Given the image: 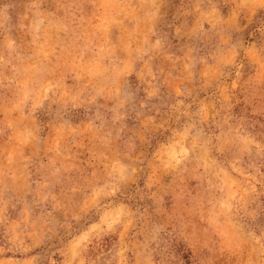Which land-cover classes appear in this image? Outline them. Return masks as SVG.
<instances>
[{"label": "rangeland", "instance_id": "obj_1", "mask_svg": "<svg viewBox=\"0 0 264 264\" xmlns=\"http://www.w3.org/2000/svg\"><path fill=\"white\" fill-rule=\"evenodd\" d=\"M0 264H264V0H0Z\"/></svg>", "mask_w": 264, "mask_h": 264}]
</instances>
